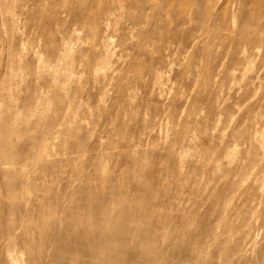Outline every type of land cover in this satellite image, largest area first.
I'll use <instances>...</instances> for the list:
<instances>
[{
	"label": "rangeland",
	"instance_id": "374dc122",
	"mask_svg": "<svg viewBox=\"0 0 264 264\" xmlns=\"http://www.w3.org/2000/svg\"><path fill=\"white\" fill-rule=\"evenodd\" d=\"M0 163V264H264V0H0Z\"/></svg>",
	"mask_w": 264,
	"mask_h": 264
},
{
	"label": "bare ground",
	"instance_id": "6f19581e",
	"mask_svg": "<svg viewBox=\"0 0 264 264\" xmlns=\"http://www.w3.org/2000/svg\"><path fill=\"white\" fill-rule=\"evenodd\" d=\"M5 163H6V161H5ZM9 163H10V162H9ZM11 163H12V162H11ZM0 164H1V163H0ZM7 164H8V163H7ZM3 174H4V173H3ZM10 182H11V181H10ZM8 184H10V183H8ZM8 187H9V186H8ZM83 189H84V188H83ZM9 193H10V192H9ZM65 195H66V194H65ZM78 204H79V203H78ZM29 207H30V206H29ZM45 210H46V208H45ZM24 211H25V210H24ZM30 211H31V210H30ZM11 212H12V211H11ZM45 212H46V211H45ZM49 214H50V213H49ZM51 214H52V213H51ZM30 215H31V214H30ZM26 216H27V215H26ZM42 216L44 217L43 212H42ZM42 216H41V217H42ZM11 218H12V217H11ZM31 218H32V217H31ZM41 219H43V218H41ZM44 219H45V221H46V218H45V217H44ZM9 225H10V224H9ZM40 228H41V227H40ZM142 228H143V227H142ZM22 231H23V230H22ZM24 231H25V230H24ZM30 231H31V230H30ZM23 234H24V233H23ZM24 236H25V235H24ZM24 239H25V238H24ZM8 247H9V246H8ZM37 253H38V252H37ZM3 257H4V256H3ZM4 258H5V257H4ZM3 260H4V259H3ZM8 261H9V260H8ZM25 261H26V260H25ZM100 261L102 262V260H99V259H98L97 263H98V264H103V263H99ZM107 262H109V261H107ZM107 262H106L105 264H108ZM153 262H154V261H153ZM109 263H110V262H109ZM110 264H111V263H110Z\"/></svg>",
	"mask_w": 264,
	"mask_h": 264
}]
</instances>
